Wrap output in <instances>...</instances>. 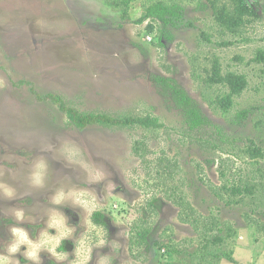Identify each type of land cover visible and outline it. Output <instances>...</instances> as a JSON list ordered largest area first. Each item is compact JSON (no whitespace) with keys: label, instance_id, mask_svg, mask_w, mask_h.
Segmentation results:
<instances>
[{"label":"rangeland","instance_id":"rangeland-1","mask_svg":"<svg viewBox=\"0 0 264 264\" xmlns=\"http://www.w3.org/2000/svg\"><path fill=\"white\" fill-rule=\"evenodd\" d=\"M156 2L182 13L161 46L148 21L135 23ZM246 4L255 16L230 30L216 10L231 14L233 0H0V180L18 197L0 198V245L19 226L11 207L24 209L21 226L36 238L58 188H90L103 224L92 222L91 208L61 207L76 229L62 244L72 259L63 264H83L90 247V264L99 255L109 264H264V0ZM215 60L222 75L247 81L226 114L217 100L228 89L207 82ZM156 77L174 81L209 123L190 129ZM31 87L81 113L150 116L163 127L79 130ZM65 141L81 149L87 171L42 151ZM41 155L49 173L34 188L28 173ZM96 169L105 179L92 184ZM41 258L56 264L46 252Z\"/></svg>","mask_w":264,"mask_h":264},{"label":"trees","instance_id":"trees-1","mask_svg":"<svg viewBox=\"0 0 264 264\" xmlns=\"http://www.w3.org/2000/svg\"><path fill=\"white\" fill-rule=\"evenodd\" d=\"M254 16L255 14L247 6L246 0H233L231 14L224 9L216 10L217 22L230 30L242 25L245 18ZM181 17L182 13L180 7L156 2L148 6L135 23L142 24L148 21L145 27L146 31L149 34L156 32L158 43L161 46V39L164 38L171 40L170 35L165 29L168 26H176L175 24L181 19ZM257 59L264 60L263 54H258ZM154 80L156 84L160 85L162 90L169 94L175 105L182 109L190 129L198 128L209 123L208 119L202 115L196 104H194L182 89L175 85L174 81L162 77H156ZM207 82L221 85L228 89V93L217 100V104L220 106L223 114H226L232 107L233 98L239 96L247 86V81L243 75L232 72L222 75L217 60L212 64L211 75L207 79ZM31 91L37 102H51L66 116L69 124L79 130H84L90 126H100L105 128H131L137 126L145 129H157L163 127L157 118H152L150 116L114 118L107 114L81 113L76 108L67 105L60 96L53 94L41 96L35 92L32 87ZM239 116L242 117L244 114L241 113ZM137 152L138 150L136 147L134 153L138 155ZM246 153L251 157L260 156L258 150L249 147L246 149ZM91 219L95 225L103 224L102 215L99 212H95ZM226 259L228 262H232L231 258L227 257Z\"/></svg>","mask_w":264,"mask_h":264},{"label":"clouds","instance_id":"clouds-1","mask_svg":"<svg viewBox=\"0 0 264 264\" xmlns=\"http://www.w3.org/2000/svg\"><path fill=\"white\" fill-rule=\"evenodd\" d=\"M2 86V83H0ZM58 152L65 158L68 163H77L85 171L88 170V163L85 160L78 159L81 157V149L72 141H65L59 148L54 149L51 143L42 149L43 152ZM50 168L49 160L41 155L38 156L31 164V170L28 173V182L34 188H44ZM0 175H3L0 172ZM105 179L104 173L100 169L95 170V177L92 184H98ZM0 198L7 201L16 200V189L0 180ZM100 197L94 189L58 188L50 197V203L54 207L50 209L45 221V229L42 230L36 238H33L30 231L21 225L26 222V215L23 208L11 207V214L19 226H11L8 229L9 237L6 244L0 245V264H20V255L23 259L31 264H43L41 252H46L56 261V264H63L69 259V253L64 251L62 244L65 240L73 239L75 226L69 223V218L61 211L66 203L73 208H79L86 211L91 208L94 213L99 208ZM70 202V203H69ZM106 236L97 241L95 248H102L106 245ZM92 250L89 248L88 256L83 264H90L92 259ZM74 256V253L72 254ZM108 255H99L97 264H109L104 258Z\"/></svg>","mask_w":264,"mask_h":264}]
</instances>
